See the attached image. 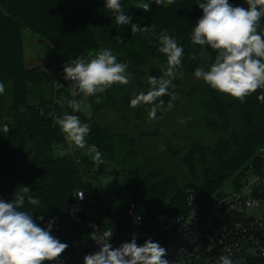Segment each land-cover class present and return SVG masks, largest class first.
<instances>
[{
	"label": "trees",
	"instance_id": "trees-1",
	"mask_svg": "<svg viewBox=\"0 0 264 264\" xmlns=\"http://www.w3.org/2000/svg\"><path fill=\"white\" fill-rule=\"evenodd\" d=\"M137 2L121 0L132 20L118 26L105 0H0V82L5 84L0 95V199L11 202L19 188L29 187V195L41 203L33 206L26 200L21 210L31 213L41 227L54 221L51 234L68 244L64 252L87 232L69 216L70 204L86 184L93 186L101 226L122 231L130 210L146 226H155L160 217L184 213L187 188L210 195L228 178L235 181L250 165L264 161V102L257 99L264 89L241 103L202 80L182 82L184 75L194 76L197 67L207 70L216 56L208 46L201 55V46L190 40L203 15L198 0L161 6L153 2L147 12L134 7ZM229 3L248 7L246 0ZM132 23L149 27V32L132 34ZM24 29L48 43L52 64L110 49L118 62L128 64L132 79L98 94L99 103L96 97L79 96L89 103V117L73 112L62 103L72 99L67 84L56 89L52 73L28 65ZM165 29L184 48L183 67L170 89L179 99L167 113L158 112L157 119L150 120L147 106L133 109L130 100L133 93L148 90V75L162 74L166 57L158 52V36ZM259 30L264 31V17ZM192 54L195 59H189ZM161 99L167 104L170 97ZM65 112L90 124L87 145L101 152L99 166L79 152L56 153V145L67 143L53 117ZM182 119L187 122L181 124ZM3 123L8 125L5 132ZM166 123L171 131L163 143L168 155L164 158L154 141ZM106 175L118 180L112 190L98 188ZM252 264H264V259Z\"/></svg>",
	"mask_w": 264,
	"mask_h": 264
},
{
	"label": "clouds",
	"instance_id": "clouds-1",
	"mask_svg": "<svg viewBox=\"0 0 264 264\" xmlns=\"http://www.w3.org/2000/svg\"><path fill=\"white\" fill-rule=\"evenodd\" d=\"M153 2L161 6L171 5L175 0H138L134 7L147 12ZM196 4L203 15L192 28L191 43L201 46V55L208 46L216 56L207 70L203 66L197 67L194 76L216 92L243 103L248 96L264 89V31L259 30L264 17V0H246L247 8L233 6L229 0H198ZM105 8L114 16L116 25L131 23L132 17L125 14L121 0H105ZM131 31L132 34L145 33L149 32V27L132 23ZM158 42V52L166 57V62L160 66L162 74L159 77L148 75V90L133 93L130 100L133 109L147 106L150 120L157 119L158 112L167 113L174 106L172 102L179 99L178 94L170 89L175 88L173 81L183 67L184 58V48L166 29L160 32ZM195 58V54L189 57ZM63 73L64 79L71 82L73 98L62 103L73 112L83 108L76 97H96V103H99L98 94L117 84L126 86L132 79L128 64L118 62L110 49L89 51L86 57H77L63 66ZM4 92L5 84L0 82V95ZM164 96L170 97L167 104L161 99ZM257 99L264 102V92ZM53 118L70 144L78 149L88 147L89 153H94L92 158L97 166L103 163L96 146L87 145L90 124L67 112ZM186 122L180 121L181 124ZM30 192L29 187L23 186L11 202L0 199V264H45L57 260L68 248V244L51 234L54 221H50L46 228L41 227L31 213L21 210L26 200L33 206L40 205V199L29 195ZM77 195L83 199V192ZM37 219L43 221L44 217ZM112 235V231H105L100 236H92L100 248L94 254L86 255L84 264H170L164 258L166 249L159 243L146 240L139 246L134 235L130 242L113 249L109 243ZM228 252L230 250L225 249V253ZM215 264H234V261L230 254H222L216 258Z\"/></svg>",
	"mask_w": 264,
	"mask_h": 264
},
{
	"label": "built area",
	"instance_id": "built-area-1",
	"mask_svg": "<svg viewBox=\"0 0 264 264\" xmlns=\"http://www.w3.org/2000/svg\"><path fill=\"white\" fill-rule=\"evenodd\" d=\"M67 63L69 61L52 64L53 85L60 89L67 84L72 97L71 82L64 79L63 73V66ZM76 99L83 104L81 98ZM1 130L7 131L8 125L3 123ZM77 151L69 144L56 145V153L60 156ZM261 158L264 159V154ZM231 182L210 195L193 187L187 188L184 213L163 217L165 222L158 220L155 226H146L142 217L130 210L122 231L101 226L94 207L93 186L86 184L77 191L70 204L69 216L87 232L73 248L45 264H84V257L100 248L92 236H100L105 231L113 233L109 240L113 249L130 242L134 235L139 246L146 240L159 243L166 249L164 258L170 264H215L216 258L222 254H230L234 264H252L255 259H264V216L255 215L253 211L264 195V161L250 165ZM79 192H83V199L77 195ZM82 211L86 214L85 220L79 217ZM225 249L230 252L225 253Z\"/></svg>",
	"mask_w": 264,
	"mask_h": 264
},
{
	"label": "rangeland",
	"instance_id": "rangeland-1",
	"mask_svg": "<svg viewBox=\"0 0 264 264\" xmlns=\"http://www.w3.org/2000/svg\"><path fill=\"white\" fill-rule=\"evenodd\" d=\"M24 37H25L24 49L27 57L26 59L30 61L28 65H41L47 72L52 73L51 50L48 43L42 39H39L36 35L28 31L27 29H24ZM196 80L197 79L194 76L184 75L182 77V82L185 84L194 83L196 82ZM82 101H83L82 104L83 108L81 112L87 117H89L90 116L89 103L86 100L85 101L82 100ZM170 131L171 129L169 123L163 124L160 134L157 136L156 140L154 141V143L160 147V149H158L160 156L164 158L168 157V155L163 151V143L164 141L170 139ZM66 143L69 144L72 148H76L74 144H70L67 140ZM77 152L83 155H88L90 158H92L94 155V153L93 154L89 153L88 147L84 149H78ZM232 178L230 177L226 181H224V185L222 186L224 187L230 185V183H232L231 181H233ZM117 185H118V180L111 175H106L102 177L100 182H98V188L104 191L112 190ZM222 186H220V189ZM253 211L255 215L264 216V195L261 196L258 207L254 208ZM159 220L161 223L165 222V219L163 217H160Z\"/></svg>",
	"mask_w": 264,
	"mask_h": 264
},
{
	"label": "water",
	"instance_id": "water-1",
	"mask_svg": "<svg viewBox=\"0 0 264 264\" xmlns=\"http://www.w3.org/2000/svg\"><path fill=\"white\" fill-rule=\"evenodd\" d=\"M79 217L82 219V220H85L86 219V214H85V212H80L79 213Z\"/></svg>",
	"mask_w": 264,
	"mask_h": 264
}]
</instances>
